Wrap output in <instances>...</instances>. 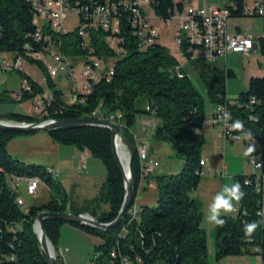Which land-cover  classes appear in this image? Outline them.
Wrapping results in <instances>:
<instances>
[{"label":"trees","instance_id":"obj_1","mask_svg":"<svg viewBox=\"0 0 264 264\" xmlns=\"http://www.w3.org/2000/svg\"><path fill=\"white\" fill-rule=\"evenodd\" d=\"M191 1L153 0L151 9L160 20L167 22L173 18L176 9H184L185 4ZM233 1L238 4V10L232 11L231 17H245L241 13L243 0ZM119 12L121 27L117 35L120 39L117 49L110 46V33L101 27L90 29L91 41L87 48L82 45L79 27L60 36L63 52L75 60H85L89 56L106 61L115 59L112 79H102L95 83L93 91L84 96V102L66 106L64 93L50 82L55 101L48 108L51 112L62 108V113L56 118L92 117L96 111L105 118L122 115L123 138L131 151L134 201L142 181L133 135L139 116L153 113L158 121L153 140L175 144L177 156L184 160V165L177 175L154 177L158 189V204L156 207L142 206L138 218L132 220L129 211L119 225L107 231L87 225L68 224L103 239L104 243L95 247L93 264H122L120 256L141 264H209L208 234L201 225L203 206L190 195L198 188L202 179L198 171L201 168L206 138L198 130L207 118L205 97L184 71V66L181 68L185 74L183 77L174 72V68L181 64L158 40L143 49L136 29L132 26L130 13L123 8ZM0 30V53L27 55V44L31 48H39L31 37L35 32V25L32 6L27 0H0ZM179 49L182 56L190 61L187 38L183 39ZM26 58L28 62L44 67L40 61L28 56ZM189 64L199 73L211 103L217 106L233 101V104L228 105L231 120H241L245 130L250 131L264 147V76L251 77L249 90L241 93L237 100H231L226 94V84L228 79L236 77L233 70L214 69L210 72L209 63L190 61ZM18 72L29 80L33 89L28 92L23 88L21 100H34L44 88L24 71ZM210 75L213 82L209 81ZM47 78L49 81L52 79L49 74ZM252 98L255 99L253 103ZM8 100H12L10 95L0 93V103ZM148 106L151 111L147 110ZM0 119L27 123L44 120L39 116L21 114H9ZM48 133L57 143L76 146L80 151L86 150L102 160L106 178L96 202L99 206L101 203L107 204L109 209L99 215L90 214L100 222L113 221L122 207L125 187L123 172L113 154L112 132L102 127H76ZM26 134L30 133L0 129V264H17L5 259L11 253L17 256L18 264H48L34 230L35 219L42 211L67 212L68 209V195L60 181L48 173L47 168L26 164L8 152V143L16 136ZM15 176L39 178L49 187L51 199L25 211L16 201L18 193L9 187L10 179ZM246 177H235V183L241 184L246 193L239 202V212L236 216L222 214L220 218L226 223L223 227L215 225L217 261L229 256L254 255L259 252L264 259L263 219L257 214L262 194L245 184ZM78 213L82 212H76ZM253 221L259 222V227L248 238L245 236L244 226ZM12 224H20L22 230L14 233L10 230ZM65 224L67 223L53 219L44 222L46 233L56 251ZM256 248L260 251H254ZM114 250L118 257L112 256ZM57 257L60 264H65L59 254Z\"/></svg>","mask_w":264,"mask_h":264},{"label":"built area","instance_id":"obj_2","mask_svg":"<svg viewBox=\"0 0 264 264\" xmlns=\"http://www.w3.org/2000/svg\"><path fill=\"white\" fill-rule=\"evenodd\" d=\"M27 1L30 2L32 6L33 24L35 25V32L31 37L39 48H31L27 44L25 46L27 55L18 54L13 55L11 58H7L4 53H0V66L4 71H23V66L28 62L26 58V56H28L30 59L40 61L43 65L48 64V74L51 78L58 77L62 73H65L66 79L71 82L69 100L64 99L65 106L77 102H84V96L93 91V85L95 83L102 79L109 81L114 75V63H111V60L106 61L95 56H89L87 59L82 60L83 80H78L74 67L79 60L68 57L63 52V43L60 39L61 35L68 32L64 27V23L69 15L82 18L78 30L84 48L90 46V29L93 27H101L103 30L110 33V46L117 49L120 43V39L117 36L120 33L121 27L119 19L120 8L130 13L132 26L136 29L143 49L155 43L159 38L156 28L148 22V11H145V5H149L151 8L153 0H145L144 2L143 0H87L85 2L81 0ZM237 10L238 4L233 0H229V4L223 8L207 6L197 8L191 6L190 3L185 4V8L182 10L176 9L173 16V18L177 20L174 37L175 42L180 46L183 39L187 38L189 42L188 52L190 53V61L214 63L221 58H226L229 54H240L242 56L250 55L256 48L264 46V29L259 38L241 32H228V19L232 16V11ZM241 13L244 16H260L264 19V0H252L250 4L246 3V0H243ZM169 21L171 20H168L167 23ZM49 58L53 61L52 65H49ZM190 61L185 58V63H190ZM183 66L184 65H180L174 68V72L179 77L185 75L184 72L181 71ZM23 86L28 92L33 90L27 78H24ZM21 97V94H16L15 96L16 100H21ZM33 101L35 103L34 107L36 113L39 114V117L44 118L42 121L56 119V116L63 111L62 108H57L52 112L49 110L48 106H51L55 101V97L51 91L44 89ZM251 102H255V99L252 98ZM229 104H233V101L216 106L211 117V124L218 129L220 136L226 142H235L238 140H234L233 137L238 135V133L230 129V125L233 121L229 120L225 123L224 120L220 119L223 111L229 112ZM147 110L151 111L149 106ZM150 115L153 124L157 125L158 121L153 113ZM85 118L107 120L121 126L124 130L121 114L111 115L105 118L96 111L92 114V117ZM133 135L140 160L141 177L145 178L152 176L155 173L156 167L155 161L149 153V144L139 140L135 133H133ZM243 142L247 147L250 143L254 142L255 144V152L248 156L250 165L253 167V172L247 175L245 184L253 187L257 193L262 194V197L259 199L260 203L258 210V213H262L264 212V147L261 144L258 146L255 138L253 141ZM87 155L88 151L86 150L80 153V173L86 170ZM200 165L201 168L198 173L203 177L206 174L203 168L205 162L201 160ZM47 171L54 176V171L51 168H48ZM220 175H227L225 167L220 172ZM22 179H26L27 193L36 195L41 182L37 177H12L9 181L10 189L18 193L19 183ZM16 201L22 209L25 211L28 210L25 206L23 197L19 193ZM129 211L131 212L132 220L136 219L140 213V209H138L134 203ZM235 212H239V206L236 208ZM259 216L264 219V214ZM10 230L15 233L21 231L22 226L20 224H12ZM112 256L118 257L119 255L114 250ZM120 258L122 264H131L128 257L120 256ZM5 259L9 262L18 264V258L13 253L7 255Z\"/></svg>","mask_w":264,"mask_h":264},{"label":"rangeland","instance_id":"obj_3","mask_svg":"<svg viewBox=\"0 0 264 264\" xmlns=\"http://www.w3.org/2000/svg\"><path fill=\"white\" fill-rule=\"evenodd\" d=\"M145 0H143L144 2ZM246 3L250 4L252 3V0H246ZM229 4V0H192L190 5L191 6H197V7H220L223 8L226 5ZM145 11H148V22H150L157 30L159 34L158 43L165 46L170 50V53L174 56L176 55L179 58L180 62L184 61V58L181 57L179 46L175 42V32H176V19H171L168 23L160 20L155 16L153 10L149 7V5H145ZM247 19H263L260 16H245ZM81 24V18L79 16L75 15H69L66 18V21L64 23L65 29H67L69 32H73L76 30ZM255 29L258 28V25L254 26ZM260 33V32H259ZM252 35L257 37L258 34ZM258 52V51H257ZM256 53V52H255ZM255 53H251V55H254ZM7 58L13 57L12 53H4ZM238 57H233L229 61V66H226L225 61H222L221 58L217 62L209 63L210 72L214 69H232L236 73V77L230 78L227 81L226 84V94L228 99L231 100H237L241 93L247 92L249 90V82L251 76L253 75L245 76L242 74L244 70L246 69V62L250 58L244 57L240 54H238ZM49 65L53 64V61L49 58ZM115 59H111V63H114ZM48 64L44 65V67L39 66L37 63L27 62L23 66V71L32 78V80L39 85H41L45 90L51 91L52 86L51 83L55 84L56 88L59 90H62L64 93V99L69 100V96L71 93V82L66 79V74L62 73L58 77H54L51 79V81L48 80ZM3 73L7 75H11L12 81H14V78H19L18 81L20 83L19 85V91L17 92H5L6 94L10 95L12 97V100H8L6 102L0 103V111L5 112L2 114L9 115V114H21V115H29L38 117L39 114L35 111V103L32 99H25V100H16L15 96L16 94H21L23 90V81L24 78L20 75L18 71H4L1 69ZM82 70H83V61L79 59V62L76 63L74 67V71L78 76V80L82 81ZM186 70V69H185ZM209 72V73H210ZM190 73L191 78L196 86V88L204 95L205 97V103H206V109H207V118L210 116L212 111L214 110L215 104L211 103V101L207 98L205 93V85L202 82L199 73L194 70L193 66L190 67ZM209 81L213 82V77L210 75ZM3 93V92H1ZM67 102V101H66ZM1 116V115H0ZM218 132V129L216 130ZM216 136H210L206 137V145L202 151V155L207 158V161L211 163L219 162L225 157V162L227 165H230L228 169V174L225 176L226 179H231L235 182V177L241 175L236 174L234 169L238 168V170H242L246 175H250L253 172V167L250 165L249 157L244 156L243 150L247 147V145L243 141H237V142H226L221 136H218V134H215ZM224 142V143H223ZM153 150H152V158L155 161V167L156 171L152 176V180L150 181L149 189L146 190L143 194L139 192L138 197L134 201V205L141 209V206L138 203L139 198H145L147 200V206L149 207H156L158 202V189L155 188L156 182L154 177L156 175H177L181 172L182 167L184 165V160L177 156V146L175 144L171 143H163L164 146L159 147L158 143L153 140ZM125 145L128 148V151L131 154L130 148L128 144L125 142ZM257 145L260 146V142L257 140ZM228 147L231 149V147L234 149L232 150V153L228 152ZM8 152L12 157L15 159L22 161L26 164H37L40 166H43L45 168H49L50 166H57L59 162V158L63 161H65V165L71 164L72 158H74V153L78 151L79 149L76 146L73 145H63L60 143H57L53 140V138L50 136V134L47 131H40V132H34L26 135H18L15 138H13L7 146ZM205 149H208L211 153L213 158L210 159L206 154H204ZM231 152V150H230ZM242 154L243 158H238ZM93 157L94 162V168H93V175L95 177H99L105 179L106 178V168L100 158H97L95 156ZM237 157V158H235ZM241 157V156H240ZM86 167L88 168V162ZM83 172V174L80 176V178H77L81 182L85 177H87L88 169ZM55 178H57L62 183V178L59 176L54 175ZM218 179H223L221 176H216ZM146 178V177H145ZM145 178H142L145 179ZM204 176L201 179V182L204 181ZM27 182L26 179H22L19 183V189L18 193L23 197L25 206L27 209L31 207H38L41 206L44 203H47L51 199V191L49 187L44 183L40 182L39 190L36 195H30L27 193ZM69 196H72L69 190H67ZM206 193V191H203V188L198 189L197 191L194 190L190 195L194 196L195 193ZM101 208L99 209V212H103L108 210L107 204L101 203ZM237 205H235L236 207ZM235 212L233 211L232 216H235ZM139 216V214H138ZM137 216V218H138ZM68 239L71 241V247H72V262L74 264H93V256L95 253V247L98 245H101L104 243L102 238H95L96 242L91 244L88 240L82 239L79 236L71 235L70 233L66 234L64 239ZM215 240V236H214ZM261 249V248H260ZM259 250V248L254 249V251ZM260 251V250H259ZM60 244L58 246V250L55 253L56 256L60 253ZM71 254V253H70ZM248 256V255H246ZM251 257H259L260 260H262V255L259 252L258 254L249 255ZM66 264V263H65ZM131 264H141L140 262L134 263L131 262Z\"/></svg>","mask_w":264,"mask_h":264},{"label":"crops","instance_id":"obj_4","mask_svg":"<svg viewBox=\"0 0 264 264\" xmlns=\"http://www.w3.org/2000/svg\"><path fill=\"white\" fill-rule=\"evenodd\" d=\"M255 25H258L257 29L254 28ZM227 28H228V32L230 33L241 32V33L251 35V36L260 32L258 36L256 37V38H259L264 29V19H247V17H230L227 22ZM252 53H255V54L254 55L250 54L251 56L248 55L250 56V58L247 60L246 69L244 70V72H242V74L248 77L250 75L264 76V46L256 48ZM238 56H239L238 54H229L226 58L222 59V61H225L226 66L230 67L229 66L230 59L233 57H238ZM248 56H244V57H248ZM175 57L179 61V58L176 55ZM181 57L184 58L182 54H181ZM180 64L184 65V71L188 73V75L191 77V73H190L191 65L189 63H185V58L183 62H180ZM1 69L2 68L0 66V93L4 91L8 93L19 91L18 90L19 85H20L18 81L19 78H14V81H12L11 75H7L3 73ZM226 69H229V68H226ZM215 109H216V105L214 106V110L212 111L210 116L206 118L202 127L198 130L200 133H202L206 137H210L213 135L216 136L215 134H218V136H220L219 131L218 132L215 131V129L217 130V128L213 127L211 124V117ZM2 113H5V112L0 111V115H1L0 117H4L5 114H2ZM150 116H151L150 114L139 116L135 124V127L133 128V133H135V135L138 137L139 140L147 142L149 144V153L152 156V150H153V145H154L153 135H154L155 129L157 128L158 124L154 125L152 121V117ZM158 146L162 147L164 146V144L158 143ZM233 149L234 147L233 148L231 147V149L228 147V152L232 153ZM246 149L247 147L243 150V153L245 152ZM80 153H81L80 150L76 151L73 154L74 158H72L71 164L69 163L67 164V166L65 165L66 162L59 158V162L57 166L56 165L50 166L49 168H51L54 171V175L62 178V183L61 182L60 183L62 187L64 188L66 194L68 195V198H67V201H68L67 211L68 212L76 213L80 211L82 213L87 212V213L99 215L100 214L99 209L101 207L98 205L96 201L98 199L102 184L104 183L105 179L103 178L98 179L99 177H95L92 174L93 168H94V162H93L92 155L88 152V155L86 157V165L88 162V168L86 167L88 169V173L86 175L87 177H85L81 182H79L80 180H78L77 178H80V176L83 174L79 172ZM204 154L210 157V159L213 158L212 153L208 149H205ZM242 154L240 155L241 157L239 156L238 158H243ZM202 160L205 162V165L203 167L204 170L206 171V174L204 175L205 180L200 182L196 191L200 188H203V191H206V193L205 194H203V192L195 193V195L194 196L192 195V197L199 200L203 206V218H202L201 225L208 234V250H209V255H210L209 264H264V259L260 260L259 257H251L249 255L248 256L246 255L229 256L219 261L215 260V240H214L215 225L212 223H209L207 220L208 207L212 203L215 195L219 193L226 184H232L235 182L233 180L231 181V179H226L227 178L225 177L226 175L225 176L220 175V172L224 169V167H225V171L228 174V169L230 167V165H227L226 162L224 161L225 157L219 162L211 163L207 161L206 156L204 157L202 155ZM234 171L236 174L247 176L242 170H238V168L237 169L235 168ZM217 175L221 176L223 179H218V177H216ZM152 176L146 177L145 179L141 181L138 194L139 192L143 194L146 190L149 189ZM156 187L157 185H155V188ZM67 190H69L72 196H69ZM90 203H93V204H90ZM138 203L141 207L147 206V200L145 198L144 199L139 198ZM236 205L237 206L235 208L238 207L239 203ZM107 209H109V207H107ZM232 213L233 212L227 213L225 215L232 216ZM235 214H237V212H235ZM263 227H264V219H263ZM68 233L74 236H79V238L81 237L82 239L88 240L90 244L91 242L95 243L96 242L95 238H99V237L96 235L89 234L85 232L84 230H82L81 228L70 225L68 223L62 227L61 237L59 241L61 252L59 253V255L61 256V260L64 263L74 264L72 262L73 256H72V251H71L72 250L71 241L68 240L67 238L64 239V237Z\"/></svg>","mask_w":264,"mask_h":264},{"label":"water","instance_id":"obj_5","mask_svg":"<svg viewBox=\"0 0 264 264\" xmlns=\"http://www.w3.org/2000/svg\"><path fill=\"white\" fill-rule=\"evenodd\" d=\"M76 127H102L107 128L112 132V149L114 157L119 164L123 176H124V187H125V196L122 207L117 215V217L108 223L100 222L96 217L90 213H73V212H51V211H42L40 212L34 223V230L37 236V239L40 244V248L45 254L48 264H60L58 257L55 253V247L51 240L49 239L44 222L47 219L60 220L65 223H72L77 225H87L93 228H98L104 231L114 228L121 223L125 215L129 212L130 208L133 205L135 198V183L134 176L131 166V154L128 161V171L125 170L116 148V139L119 137L125 144L123 138V128L115 123H112L107 120L93 119V118H56L51 121H37V122H16L12 120L0 119V129L5 131H15V132H24V133H34L40 131H52L63 128H76ZM39 226L41 230V235L37 231Z\"/></svg>","mask_w":264,"mask_h":264},{"label":"clouds","instance_id":"obj_6","mask_svg":"<svg viewBox=\"0 0 264 264\" xmlns=\"http://www.w3.org/2000/svg\"><path fill=\"white\" fill-rule=\"evenodd\" d=\"M220 119L227 123V121L231 120V114L227 111H223ZM230 129L231 131L238 133V135L233 137L234 140L253 141L254 139L252 133L248 130H245L244 123L239 119H236L231 123ZM255 150V144L253 142L249 144L243 154L247 157L255 152ZM245 195L246 193L242 190L241 184H226L222 190L215 195L212 203L208 207V222L216 226L223 227L226 221L220 218L222 213L227 214L235 211V205L238 204ZM257 214L262 215L264 212ZM258 227L259 222L253 221L251 223H246L244 226L245 236L251 238Z\"/></svg>","mask_w":264,"mask_h":264},{"label":"bare ground","instance_id":"obj_7","mask_svg":"<svg viewBox=\"0 0 264 264\" xmlns=\"http://www.w3.org/2000/svg\"><path fill=\"white\" fill-rule=\"evenodd\" d=\"M116 148H117L119 158L125 170L128 171V161H129L130 154L128 152L127 146L123 143V141L119 137L116 139ZM37 231L41 235V230L39 226L37 227Z\"/></svg>","mask_w":264,"mask_h":264}]
</instances>
